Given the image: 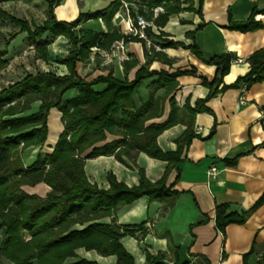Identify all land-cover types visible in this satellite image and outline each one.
Instances as JSON below:
<instances>
[{
	"label": "trees",
	"instance_id": "obj_1",
	"mask_svg": "<svg viewBox=\"0 0 264 264\" xmlns=\"http://www.w3.org/2000/svg\"><path fill=\"white\" fill-rule=\"evenodd\" d=\"M18 1L0 0V22L19 27V33H25L36 43L39 59L48 57L47 38L54 40L63 36L68 39L70 51L63 64L69 74L58 76L56 72L37 71L0 90V231L3 232L0 257L10 264H100L79 257L78 251L84 250L102 257L114 256L115 264H136L122 243L125 237L135 236L136 228L120 226L115 219L111 223L103 220L114 215L119 207L130 206L141 198L167 202L171 206L179 193L172 190L173 186L168 187L165 180L152 184L142 169L138 173L139 185L128 187L110 174L109 188L103 189L89 181L85 163L109 156L122 161L123 156L135 150L166 162L169 170L177 168L182 162L185 147L196 137L192 128H188L174 152L163 151L158 145V137L177 122L178 108L173 96L178 86L177 79L193 72L169 74L143 66L133 80L127 77L117 79L110 73L87 81L79 76L77 64L89 59L93 48L109 50L120 40L125 43L139 41L138 38L121 35L112 27V19L122 0H115L103 11L80 13L69 23L58 21L54 14L63 0H44L48 6V19L41 25H32L2 8L4 3ZM142 1L147 2L151 9L164 8L165 13L154 19L155 25L161 28L166 26L170 16L184 10L194 11V0ZM203 1L199 0L198 13ZM183 4H188V7L184 9ZM258 13L264 14V11L254 10L247 22L234 24L230 29L242 32L258 29L260 25L254 21ZM99 19L104 21L107 33L80 29L76 35L78 27ZM146 19L153 20V11ZM17 36L14 34L11 40ZM165 46L188 49L206 64L217 68L212 83L203 81L210 88L209 96L198 101L193 109L187 106L193 116L200 112L211 113L205 103L220 92L242 85L247 89L264 81V50L255 52L248 59L250 71L245 76L231 86L220 88L230 70L231 55L205 60L196 45L167 42ZM4 65L0 60V68ZM147 80H153L154 91L166 89L167 95H172L169 99L171 113L164 123L146 126L152 117H158V103L153 95L146 103L137 104L136 98ZM96 86L105 87L97 91ZM71 91H77L78 96L68 99ZM54 109L62 115L64 130L53 151L46 152L49 117ZM32 148H39V151L34 162L28 165L24 153ZM41 184L50 187L45 197L23 190L25 186ZM263 203L264 196L251 209L240 214H228V206L218 207L216 227L224 231L229 225L245 224ZM142 228L143 225L138 229ZM144 235L142 232L141 238ZM162 260H165L162 254L156 257L147 255V264H161ZM258 264H264V254Z\"/></svg>",
	"mask_w": 264,
	"mask_h": 264
},
{
	"label": "crops",
	"instance_id": "obj_2",
	"mask_svg": "<svg viewBox=\"0 0 264 264\" xmlns=\"http://www.w3.org/2000/svg\"><path fill=\"white\" fill-rule=\"evenodd\" d=\"M114 1L63 0L55 8L54 14L58 21L69 23L76 20L80 13L103 11ZM124 2L128 4L132 18L138 15L149 17L157 8L151 9L142 0H122L111 23L113 29L123 36L127 30ZM47 7L45 2L46 16ZM182 7L185 9L188 4ZM193 8L194 11L184 10L170 16L164 28L156 26L155 30L147 34L148 41L139 39L126 43L125 57L115 51L120 40L109 50L93 48L89 59L77 64L79 76L87 81L110 73L117 79L127 77L133 80L135 73L143 66L151 71L169 74L193 72L177 79L178 86L173 92L175 106L178 108L177 122L158 137V145L163 151L174 152L188 128H192L196 137L185 147L182 162L177 168L169 170L166 162L134 150L123 156L122 161L114 156L87 160L85 172L91 183L108 189L110 174L128 187L139 185L138 173L142 169L152 184L165 180L168 187L173 186L172 190L179 193L171 206L167 202L141 198L130 206L119 207L114 215L103 220L111 223L115 219L120 226L136 228L135 236H127L122 240L128 252L135 255L136 264H147L148 254L152 257L162 254L172 264H258L264 254V203L245 224H232L224 231L216 227V211L220 206H228V214H240L251 209L264 196V81L247 89L242 85L220 92L205 103L211 113L200 112L193 116L187 106L193 109L198 101L209 96L210 88L203 81L212 83L217 68L206 64L188 49L166 47L165 44L180 42L186 46L196 45L205 60L231 55L233 59L230 70L220 88L231 86L250 71L248 59L255 52L264 50V14L258 13L254 17V21L260 25L258 29L242 32L232 30L230 26L247 22L254 10L264 11V0H204L200 13L199 0H194ZM47 19L48 16L43 22ZM80 29L108 32L102 19L91 20L78 27L76 35ZM19 32L15 33L18 34L17 38L25 34ZM14 40L10 38L9 42ZM55 40V44L49 43L53 47L52 53L58 55L56 50L65 41L63 45H66L64 48L67 49V56L70 51L68 39L62 36ZM63 62L58 67L66 76L69 72ZM152 83L153 80H147L136 98L139 106L152 95L158 103V117H152L146 126L166 122L171 113L169 99L172 95H167L166 89L154 91ZM104 87L96 86L95 89L101 91ZM77 96V91L67 95L68 99ZM241 100L245 104H241ZM53 116L58 130L54 135L51 125ZM61 117L59 111H51L46 147L50 150H53L64 130ZM27 151L25 161L31 164L39 148ZM234 160L235 164L229 163ZM212 165L217 169L214 178L208 174ZM141 225L143 228L139 230ZM142 232L145 233L143 238ZM2 240L1 231L0 245ZM78 255L89 260L93 258L97 262L102 258L96 252L84 250L78 251Z\"/></svg>",
	"mask_w": 264,
	"mask_h": 264
},
{
	"label": "rangeland",
	"instance_id": "obj_3",
	"mask_svg": "<svg viewBox=\"0 0 264 264\" xmlns=\"http://www.w3.org/2000/svg\"><path fill=\"white\" fill-rule=\"evenodd\" d=\"M2 6L8 13L13 14L19 19L27 20L33 25H41L43 20L47 17L45 15V2L43 0H21L15 3H4ZM19 31V27L6 22H0V60L5 63V65L0 68V90L11 83L21 80L26 74L35 73L37 71H54L58 76H65L63 75L65 72H61V68L58 67V65L62 64L67 54V49L64 48L66 45H63L65 41L59 44L60 47L56 50V54L58 55L55 56L52 53L53 47L51 44H55L57 40L53 41L47 38L49 40L48 43H51L47 48L49 57L45 60L42 58L37 59L36 43H33L26 34H20L17 39L9 42L12 35ZM57 122L61 127L60 122ZM56 124L53 116L51 120L53 135L58 131ZM46 147L44 148L46 152L53 151ZM26 153H28V151ZM26 153H24V157H26ZM26 162L28 163L29 161ZM29 164L30 163H28V165ZM23 190L31 195L45 197L50 191V187L41 184L36 186H25ZM132 255L135 259V255ZM93 257H95V255ZM90 260L94 259L91 258ZM99 260L100 264L116 263V258L114 256L102 257ZM0 264H10V262L0 257Z\"/></svg>",
	"mask_w": 264,
	"mask_h": 264
},
{
	"label": "built area",
	"instance_id": "obj_4",
	"mask_svg": "<svg viewBox=\"0 0 264 264\" xmlns=\"http://www.w3.org/2000/svg\"><path fill=\"white\" fill-rule=\"evenodd\" d=\"M124 9L126 10V20H127V30L125 31V36H131L134 38H138L140 40L148 41V30H155L156 25L154 23V19L157 18L160 14L164 13V9L162 7H157L154 10L153 14V20H147L146 17L142 15H138L135 18H132L130 16V11L128 9V4L123 3ZM150 45V43H149ZM156 49H160V47L155 46ZM115 51L119 52L123 57L127 56V49H126V43L124 40H121L117 45L115 46ZM237 62H242L241 60H238ZM244 89H246V86H244ZM241 104H245L244 100L240 101ZM262 119L264 123V111L262 112ZM210 177H216L217 175V169L214 165L211 166L209 172Z\"/></svg>",
	"mask_w": 264,
	"mask_h": 264
},
{
	"label": "water",
	"instance_id": "obj_5",
	"mask_svg": "<svg viewBox=\"0 0 264 264\" xmlns=\"http://www.w3.org/2000/svg\"><path fill=\"white\" fill-rule=\"evenodd\" d=\"M161 264H172V263H170V262L167 261V260H162V261H161Z\"/></svg>",
	"mask_w": 264,
	"mask_h": 264
}]
</instances>
